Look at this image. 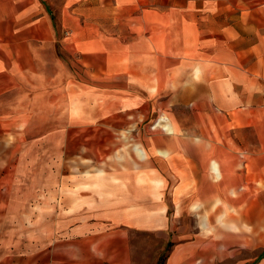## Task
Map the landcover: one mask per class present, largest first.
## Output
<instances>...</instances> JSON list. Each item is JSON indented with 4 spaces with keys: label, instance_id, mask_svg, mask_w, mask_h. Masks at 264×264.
Instances as JSON below:
<instances>
[{
    "label": "rangeland",
    "instance_id": "374dc122",
    "mask_svg": "<svg viewBox=\"0 0 264 264\" xmlns=\"http://www.w3.org/2000/svg\"><path fill=\"white\" fill-rule=\"evenodd\" d=\"M88 10L77 13L79 27L119 34L128 51L149 32L142 25L149 16L137 8L117 9L112 18ZM69 37L44 55L35 48L30 65L19 62L20 71L31 73L0 95V230L4 212L12 210L10 227L13 222L34 231L30 223L42 211L47 220L68 211L70 191L76 190L79 201L95 203L94 217L104 214L86 190L109 181L125 191L117 200L111 194L110 204L126 206L116 215L136 227L127 242L132 264H167L179 244L190 247L175 264H264V71H225L221 91L213 71H186L179 85L161 71L150 93L139 84L146 77L81 71L87 62L68 54ZM261 45L249 46L263 54ZM241 67L234 63V69ZM239 72L248 74V83H236ZM107 135L114 136L116 149L99 156ZM132 144L145 154L141 163L135 164ZM214 165L229 170L232 186L203 193L217 183Z\"/></svg>",
    "mask_w": 264,
    "mask_h": 264
},
{
    "label": "crops",
    "instance_id": "0c3cea01",
    "mask_svg": "<svg viewBox=\"0 0 264 264\" xmlns=\"http://www.w3.org/2000/svg\"><path fill=\"white\" fill-rule=\"evenodd\" d=\"M84 7L90 9L88 11L102 10L110 18L117 15V9L137 8L143 17L149 16L142 20L149 32L138 36V45L128 51L119 34L114 33L112 37L105 31L94 34L87 24L80 28L77 13ZM55 12L59 13L57 19ZM227 19L232 20L230 24ZM111 25L114 26L115 21ZM161 28L164 31L158 34ZM263 29L264 0H0V95L11 91L19 76L31 73L23 71L24 68L20 71L19 62L30 65V59L35 58V48H40L44 55L47 47L66 42L68 36L71 41L65 49L70 56L76 52L79 59L87 62V67L82 64L79 69L90 75L146 77L139 84L153 93L156 86L153 82L161 71L171 75L169 83L173 85L184 82L188 77L186 71H198L195 74L213 71L214 85L221 91L225 71H264V53H258L259 48L253 53L249 46L264 43ZM85 31L86 35H83ZM251 34H255L253 40ZM239 45L245 47L239 48ZM261 49L264 51L262 45ZM190 61L197 64H190ZM234 63L243 67L234 69ZM247 75L239 72L236 83H248ZM185 90L189 91V88ZM113 140L114 136L105 137L103 145L107 146L99 156H107L116 149L112 147ZM123 140L129 146L126 138ZM131 150L138 160L135 164L141 163L145 158L143 150L136 144L131 145ZM180 156L183 158L184 153ZM212 172L217 183L208 184L203 193L217 187L224 191L232 186L227 168L214 165ZM131 183L136 186V181ZM124 184L120 183L121 186ZM110 185L107 181L106 185H99L98 190L95 184L86 190L99 199L97 209L104 214L101 212L97 217H94V210L90 211L91 204L95 203L79 201V190L70 191L68 211L48 214V220L46 212L42 211L39 218L30 223L36 229L28 233L14 227L13 222L9 226L15 212L6 210L0 230V264H132L127 242L136 227L122 222L126 216L116 215L123 213L126 206L123 204L122 207L118 201L110 204L111 194L117 200L125 191H121L120 186L113 188ZM226 201L233 203L227 197ZM79 209L85 211L79 212ZM83 212L87 214L83 215ZM67 216L68 223L61 224ZM95 218L100 222H94ZM189 247L175 246L167 264L182 259Z\"/></svg>",
    "mask_w": 264,
    "mask_h": 264
},
{
    "label": "bare ground",
    "instance_id": "6f19581e",
    "mask_svg": "<svg viewBox=\"0 0 264 264\" xmlns=\"http://www.w3.org/2000/svg\"><path fill=\"white\" fill-rule=\"evenodd\" d=\"M170 132V131H169Z\"/></svg>",
    "mask_w": 264,
    "mask_h": 264
}]
</instances>
